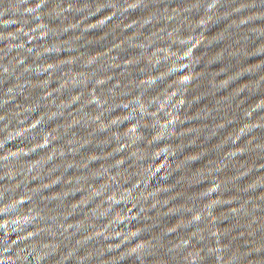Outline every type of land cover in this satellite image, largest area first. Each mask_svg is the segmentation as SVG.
Listing matches in <instances>:
<instances>
[{"label": "water", "instance_id": "obj_1", "mask_svg": "<svg viewBox=\"0 0 264 264\" xmlns=\"http://www.w3.org/2000/svg\"><path fill=\"white\" fill-rule=\"evenodd\" d=\"M0 264H264V0H0Z\"/></svg>", "mask_w": 264, "mask_h": 264}]
</instances>
